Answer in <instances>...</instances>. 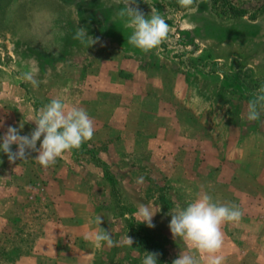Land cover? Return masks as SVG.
<instances>
[{
    "label": "rangeland",
    "instance_id": "obj_1",
    "mask_svg": "<svg viewBox=\"0 0 264 264\" xmlns=\"http://www.w3.org/2000/svg\"><path fill=\"white\" fill-rule=\"evenodd\" d=\"M229 2L245 15L213 0H137L169 24L145 53L127 42L115 0H0V135L28 134L56 97L94 127L47 168L35 152L15 163L0 152V264H142L145 252L172 264L186 243L169 214L200 192L242 212L222 226L224 264H264V116L244 115L264 85V0ZM80 26L102 46L74 40ZM29 71L36 88L22 78ZM141 203L160 210L155 227L138 223ZM96 216L132 246L85 239Z\"/></svg>",
    "mask_w": 264,
    "mask_h": 264
},
{
    "label": "clouds",
    "instance_id": "obj_2",
    "mask_svg": "<svg viewBox=\"0 0 264 264\" xmlns=\"http://www.w3.org/2000/svg\"><path fill=\"white\" fill-rule=\"evenodd\" d=\"M194 2L195 0H178L179 5L184 8L192 6ZM115 3L121 5L116 11V18L132 29L127 41L130 45L147 53L167 40L169 24L154 8L146 15L137 0H115ZM73 39L86 48L95 44L102 46L101 38L89 35L87 28L83 26L77 28ZM35 75V72L29 71L22 78L36 88L39 81L35 79ZM244 115L249 122L258 121L264 116V85L251 94ZM28 121L35 124L28 134L21 135L20 128L8 126L0 135V152L7 156L9 163L26 160L35 152V161L47 168L54 165L64 153L78 149L94 134L93 121L87 111L81 107L68 106L59 97L51 99ZM142 180L140 178L138 182ZM159 211L141 203L138 204L135 215L138 223L153 228V217ZM169 215L171 219L168 227L172 236L186 243V250L180 252L172 264H224L225 257L220 254L224 245L222 226L227 222L240 221L242 212L238 206L216 202L207 192H200L185 207L177 208ZM102 222V217L96 216L92 223L97 226V230L89 232L85 239L98 246H132V237L126 234L120 241H115L109 230L100 227ZM159 255L158 252H145L142 264H157Z\"/></svg>",
    "mask_w": 264,
    "mask_h": 264
},
{
    "label": "trees",
    "instance_id": "obj_3",
    "mask_svg": "<svg viewBox=\"0 0 264 264\" xmlns=\"http://www.w3.org/2000/svg\"><path fill=\"white\" fill-rule=\"evenodd\" d=\"M215 3H218L217 5H222L224 8V12H227L233 16H244L245 13L243 10H240L236 7H234L229 0H213ZM264 8V4L260 7V10Z\"/></svg>",
    "mask_w": 264,
    "mask_h": 264
}]
</instances>
